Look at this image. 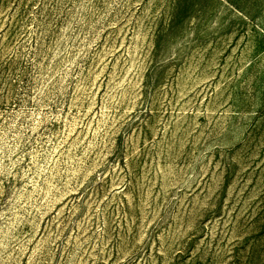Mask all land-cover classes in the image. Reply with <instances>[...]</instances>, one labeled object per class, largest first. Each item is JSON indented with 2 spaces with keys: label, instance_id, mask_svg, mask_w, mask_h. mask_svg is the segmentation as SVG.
Instances as JSON below:
<instances>
[{
  "label": "rangeland",
  "instance_id": "374dc122",
  "mask_svg": "<svg viewBox=\"0 0 264 264\" xmlns=\"http://www.w3.org/2000/svg\"><path fill=\"white\" fill-rule=\"evenodd\" d=\"M0 264H264V0H0Z\"/></svg>",
  "mask_w": 264,
  "mask_h": 264
}]
</instances>
